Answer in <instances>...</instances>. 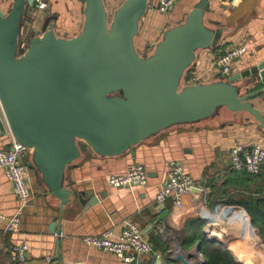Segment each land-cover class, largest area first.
I'll use <instances>...</instances> for the list:
<instances>
[{
  "label": "water",
  "instance_id": "obj_1",
  "mask_svg": "<svg viewBox=\"0 0 264 264\" xmlns=\"http://www.w3.org/2000/svg\"><path fill=\"white\" fill-rule=\"evenodd\" d=\"M83 1L79 33L59 36L48 20L26 50L20 48L21 28L34 0H14L7 13L0 10V105L14 141L28 151L29 169L60 204L58 222L50 226L57 235L74 200L67 172L83 159L81 143L107 159L180 127L243 119L264 128L258 107L263 89L253 90L259 81L264 85V60L228 77L186 83L199 53L215 50L225 38L223 28L207 21L210 0H199L182 22L164 30L147 55L139 52L137 38L150 0H124L113 12L105 0ZM83 197L78 199L85 208L98 202ZM159 210L144 234L170 214L164 204ZM195 255L202 261L195 263L176 245L173 261L204 264L199 245ZM163 263L160 257L157 264Z\"/></svg>",
  "mask_w": 264,
  "mask_h": 264
},
{
  "label": "crops",
  "instance_id": "obj_2",
  "mask_svg": "<svg viewBox=\"0 0 264 264\" xmlns=\"http://www.w3.org/2000/svg\"><path fill=\"white\" fill-rule=\"evenodd\" d=\"M13 1L0 0V10L7 13ZM41 1L46 2L48 8L40 10L28 7L21 35L30 39L32 35L42 34L48 20L54 21L59 36L70 38L79 33L84 21L83 0ZM105 1L110 12H113L124 0ZM198 1L179 0L168 12L162 13L157 9L160 0H150V8L137 38L139 52L147 55L164 30L182 22ZM207 21L223 28L225 38L218 50L199 53L192 71L203 76L202 82L218 76L214 61L231 46H248V52L232 63L231 74L247 70L264 60V0H210ZM140 41L147 47L144 53L140 51ZM262 86V81H259L253 90ZM258 99V107L264 112V96ZM13 142L0 105V150L11 149ZM238 144L264 145V128H260L255 121L243 119H225L216 125L180 127L157 136L151 142L139 144L124 156L107 159L95 157L90 148L81 143L83 159L70 166L67 172L75 196L72 204L63 211L60 235L50 232L51 224L58 222L60 204L49 198L35 170L31 169L27 175L31 198L24 208L21 225L18 229L9 228L19 201L12 182L0 169V264H16L11 260V250L13 245L22 241L29 245L27 260L23 264H75L77 261L83 264H124L115 255L87 245L83 238L109 230L119 235L130 222L136 224L144 234L162 213L156 195L168 182L172 161L180 164L196 180L202 194L186 195L182 208H176L171 201L164 204L165 210L170 211L169 216L144 234L154 246L156 255L144 256L138 264H157L160 257L163 264L174 260L175 246L180 245L184 249L182 241L187 230L183 226L186 221L199 214L202 216L206 207L213 209L217 204L239 208L233 211L234 222L222 223L216 227V231L221 244L235 252L243 262L248 261L246 249L256 230L250 223L247 210L238 202L249 190L264 193V172L253 185L240 182L239 191L234 190L228 179L234 172L230 169L231 149ZM28 157L27 151L24 159L29 165ZM134 162L146 167L148 185L111 187L109 176L126 173L128 166ZM81 194H84L85 203L94 199L98 202L85 208L78 199ZM231 200L236 204H232ZM228 242L232 243V248L227 246ZM196 247L197 244L184 250L193 254V261L198 263Z\"/></svg>",
  "mask_w": 264,
  "mask_h": 264
},
{
  "label": "built area",
  "instance_id": "obj_3",
  "mask_svg": "<svg viewBox=\"0 0 264 264\" xmlns=\"http://www.w3.org/2000/svg\"><path fill=\"white\" fill-rule=\"evenodd\" d=\"M178 1L160 0L157 9L162 13L168 12ZM32 7L45 10L48 8V4L41 0H34ZM28 45L29 39L21 35L20 48L26 50ZM247 52L248 46L246 44L231 46L226 49L214 61V68L218 75L230 76L231 65L234 60L244 56ZM202 80V75L192 71L189 73V79L186 83L195 84L202 82ZM262 89L264 96V85ZM26 152L27 150L15 141L11 149L0 150V169L12 182L14 193L19 201V207L9 222V228L12 229L20 227L24 208L31 198V190L27 181L29 167L24 159ZM230 169L236 173H247L252 176L261 175L264 172V145L245 146L238 144L234 146L231 149ZM108 182L113 188L146 187L149 182V174L142 163L134 162L128 166L126 173L109 176ZM194 188H197L196 180L180 164L172 161L168 182L158 191L156 201L161 204L171 201L176 208H182L185 196L192 194ZM236 209L239 208L225 204H217L213 209L206 207L205 211L202 212V217L206 220L205 233L207 236L219 240L216 227L222 223L234 222L235 212L233 211ZM83 241L89 246L115 255L124 264H138L141 256L156 255L152 243L145 238L142 230L132 222L127 223L119 235H115L109 230L100 235L84 236ZM28 250L29 245L26 241L13 245L11 250L12 262L16 264L26 262ZM75 264H83V262L77 261Z\"/></svg>",
  "mask_w": 264,
  "mask_h": 264
},
{
  "label": "trees",
  "instance_id": "obj_4",
  "mask_svg": "<svg viewBox=\"0 0 264 264\" xmlns=\"http://www.w3.org/2000/svg\"><path fill=\"white\" fill-rule=\"evenodd\" d=\"M219 48L220 46L215 50ZM190 72H192V70L188 71L186 74V81L189 79ZM259 176L260 175L252 176L247 173L231 172L228 182H230L234 190L239 191L238 189L241 187L239 186L240 182L253 185ZM232 202L233 200H231V203ZM238 203L247 210L251 217L250 223L259 230L262 240L264 241V193L251 192L249 190L247 195H242ZM232 204L236 203L234 202ZM205 225L206 220L200 214L187 220L183 226V228L187 230V234L182 241V247L187 250L196 244L197 246L199 245L201 254H203L204 257V264H244L235 252L229 250L220 242H212L203 231ZM168 264L179 263L172 260Z\"/></svg>",
  "mask_w": 264,
  "mask_h": 264
},
{
  "label": "bare ground",
  "instance_id": "obj_5",
  "mask_svg": "<svg viewBox=\"0 0 264 264\" xmlns=\"http://www.w3.org/2000/svg\"><path fill=\"white\" fill-rule=\"evenodd\" d=\"M255 236L252 238L250 246L247 247L246 252L248 253V261L244 260L247 264H264V244L260 240L256 232ZM253 262H250V261Z\"/></svg>",
  "mask_w": 264,
  "mask_h": 264
},
{
  "label": "rangeland",
  "instance_id": "obj_6",
  "mask_svg": "<svg viewBox=\"0 0 264 264\" xmlns=\"http://www.w3.org/2000/svg\"><path fill=\"white\" fill-rule=\"evenodd\" d=\"M139 48H140V51L141 52H145V51H147L146 49H147V47L145 46V44L143 43V42H139ZM247 212V211H246ZM254 227V226H253ZM255 228V227H254ZM256 230H257V233H258V236H259V238L262 240V237H261V235H260V233H259V230L257 229V228H255ZM219 241H221V240H219ZM262 242H263V244H264V241L262 240ZM227 246H229V247H231L232 248V243L230 244V242H228L227 243ZM183 250V252L185 253V254H188L184 249H182ZM202 256H203V254H202ZM204 258V257H203ZM196 259H197V261H198V263H199V261L201 262L202 260H201V257L199 256V255H197V257H196ZM200 259V260H199ZM245 262V261H244ZM254 263V262H253ZM244 264H247L246 262L244 263Z\"/></svg>",
  "mask_w": 264,
  "mask_h": 264
}]
</instances>
